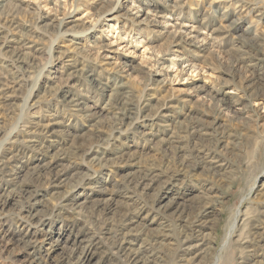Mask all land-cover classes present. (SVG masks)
Listing matches in <instances>:
<instances>
[{
  "label": "rangeland",
  "instance_id": "374dc122",
  "mask_svg": "<svg viewBox=\"0 0 264 264\" xmlns=\"http://www.w3.org/2000/svg\"><path fill=\"white\" fill-rule=\"evenodd\" d=\"M1 144L0 264H264V0H0Z\"/></svg>",
  "mask_w": 264,
  "mask_h": 264
},
{
  "label": "bare ground",
  "instance_id": "6f19581e",
  "mask_svg": "<svg viewBox=\"0 0 264 264\" xmlns=\"http://www.w3.org/2000/svg\"><path fill=\"white\" fill-rule=\"evenodd\" d=\"M117 8V7H116ZM114 10H116L115 8H114ZM9 20V19H8ZM7 22V21H6ZM12 21H11V27H13L14 26V23H13V25H12ZM3 27V26H2ZM10 27V26H9ZM7 28V27H6ZM72 35V34H71ZM73 36V35H72ZM22 57H18V58H16V61L15 62H25V59H21ZM143 110V109H142ZM136 117V113L134 112V109L133 108H131V107H127V108H125V110H124V113H123V115L120 117V118H118V121L120 122L119 124H117V128L118 127H121L124 123H127V121H129V120H132V119H134ZM43 131H47L46 129H44V130H42L41 132L43 133ZM15 132V131H14ZM13 132V133H14ZM14 138V135H11L10 134V136L4 141L6 144L8 143L9 144V141H12V139ZM15 143V142H14ZM5 145V144H4ZM3 146V144H1L0 145V147H2ZM6 151H8L9 153L7 154L8 156L9 155H11L12 154V151H11V148H7V150ZM5 154V153H4ZM6 156V155H5ZM4 156V158L3 159H1L0 160V169H2V171H6V170H8V168L12 165L11 163H15L16 164V161L18 160V158L14 155V156H12V157H5ZM199 162V161H198ZM182 165L184 166V164L182 163ZM20 166V165H19ZM185 166H187V165H185ZM11 169V171H7V172H9V174L10 173H13V172H15L12 168H10ZM50 170V169H49ZM44 171V170H43ZM51 171H53V169H51L50 170V172ZM18 173V172H17ZM153 173H151L150 175H152ZM67 176V175H66ZM65 176V177H66ZM57 179H59V174L58 173H56V174H54L53 176H51V180H53L54 182L57 180ZM154 179H156V178H154ZM17 181V180H16ZM20 182V181H19ZM16 184V183H15ZM20 185V184H19ZM24 189V188H23ZM17 190V189H16ZM23 194H25V195H30V196H33V194H32V192H30V190H28V189H24L23 191ZM3 199V198H2ZM170 205V204H169ZM103 208V207H102ZM180 209V208H179ZM175 211V210H174ZM216 212V211H215ZM204 213H207L206 215H208L210 212H208V209H206V211L204 212ZM203 213V214H204ZM209 216V215H208ZM241 215H240V212L238 211L237 212V214H236V216L234 217V219L232 220V222H231V224H230V228H229V234H228V237H227V241H226V244H225V247L229 244V242L231 241V239H232V236H233V234L236 232V230H237V227H238V218L240 217ZM202 218H203V216H201ZM24 219V218H23ZM34 218H32V220H33ZM127 223V224H126ZM125 224H124V226L122 227V228H120V230H119V232H120V235L122 236V243H121V245L119 246V249L120 250H122L123 251V253L124 254H126L127 256H128V258L131 260V264H149V260L148 259H144L143 257H142V253L141 252H139V251H136V252H132L131 251V249L132 248H130L129 246H128V244L129 245H131L132 244V242H133V240H131V234L128 232V233H126V232H124V228H126L127 230L129 229V230H132L133 228H135V225L136 224H138L139 222H137V221H135V220H127V222H126ZM28 225V224H27ZM34 225H36L35 223H34ZM197 225V224H196ZM27 231V230H26ZM143 232V231H142ZM152 233V232H151ZM5 236V235H4ZM162 236V235H161ZM200 238V237H199ZM27 239V238H26ZM30 239V238H29ZM34 239V238H33ZM134 239V238H133ZM161 239H163V238H161ZM47 240V239H46ZM23 241H25V240H23ZM27 241V240H26ZM45 241V240H44ZM155 241L157 242L158 240L157 239H155ZM28 242V241H27ZM23 244V243H22ZM163 244V243H162ZM94 245V244H93ZM195 245V244H194ZM41 247V246H40ZM138 248V247H137ZM39 249V248H38ZM199 250V249H198ZM84 252V251H83ZM53 253V252H52ZM52 253L49 251L47 254H45L44 256H43V258H40L41 260H43V262H45V263H50L51 264V262H49V260H50V258H51V255H52ZM78 253V252H77ZM77 253H75V252H72V254L69 256V258L71 259V260H73V258H75L76 257V255H77ZM54 254V253H53ZM39 257V256H38ZM90 257V256H89ZM77 259H80V257H76ZM27 259V258H26ZM66 260V259H65ZM153 260V259H152ZM83 262V261H82ZM31 264H40L41 262H39L38 261V258H35V259H33V260H31V262H30ZM61 263V262H60ZM59 262H55V263H52V264H60ZM68 264H74L73 262H68Z\"/></svg>",
  "mask_w": 264,
  "mask_h": 264
}]
</instances>
